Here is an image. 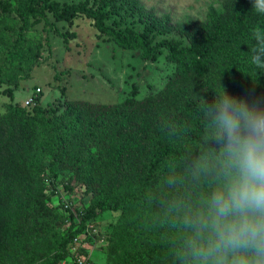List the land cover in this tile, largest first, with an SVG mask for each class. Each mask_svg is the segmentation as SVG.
Returning a JSON list of instances; mask_svg holds the SVG:
<instances>
[{"label":"trees","instance_id":"1","mask_svg":"<svg viewBox=\"0 0 264 264\" xmlns=\"http://www.w3.org/2000/svg\"><path fill=\"white\" fill-rule=\"evenodd\" d=\"M45 12L58 21L90 19L101 36L122 49L140 50L145 59L163 49L174 70L160 92L140 100L66 102L50 110L38 104V96L29 109L13 103L0 114V264H75L69 245L78 237V255L93 264L81 244H93L97 234L90 236L86 228L106 212H118L107 236L112 264H173L167 202L188 189H173L168 179L182 174L178 162L198 146L203 99L211 103L223 86L250 104L264 103V69L251 63V33L264 28V15L252 10L251 0H218L204 20L176 23L138 0L63 7L53 0H0V84L12 101L16 88L10 86L29 77L37 62L38 45L27 32ZM113 17L119 20L111 22ZM135 17L143 29L130 25ZM157 34H176L186 45L156 41ZM48 169L53 180L69 176L64 189L74 179L91 195L88 205L74 208L66 200L65 208L62 200L60 210L51 206L54 189L46 194L44 183ZM65 222V232H55Z\"/></svg>","mask_w":264,"mask_h":264},{"label":"clouds","instance_id":"2","mask_svg":"<svg viewBox=\"0 0 264 264\" xmlns=\"http://www.w3.org/2000/svg\"><path fill=\"white\" fill-rule=\"evenodd\" d=\"M264 15V0H251ZM251 63L264 69V28L251 33ZM215 93L200 105L195 152L168 184L187 192L167 202L173 264H264V103Z\"/></svg>","mask_w":264,"mask_h":264},{"label":"rangeland","instance_id":"3","mask_svg":"<svg viewBox=\"0 0 264 264\" xmlns=\"http://www.w3.org/2000/svg\"><path fill=\"white\" fill-rule=\"evenodd\" d=\"M53 1L63 7L84 0ZM138 1L158 16L169 15L174 23L187 19L202 21L210 5L218 6V0ZM92 4L93 0H89V5ZM118 20V17H113L110 21ZM130 25L140 30L144 28L138 17L131 20ZM26 36L37 42V62L29 77L18 78L17 85L10 86L16 88L12 95L13 101L3 94L6 85L0 84V114L6 113L13 103H19L25 108L24 102L32 95L35 96L37 89L40 90L36 95L40 96L38 104L50 110L60 109L66 102L114 105L128 98L140 100L160 92L174 70L163 49L145 59L140 50L122 49L110 37L101 36L92 21L83 16L67 22L58 21L51 13L45 12L43 17L33 19ZM166 38L186 45V41L176 34L155 35L156 41ZM68 178L58 177L53 180L51 170L46 171L45 192L49 195L54 189L48 203L60 210L62 200H70L74 208H85L91 195L85 194L74 179L68 183L70 190L64 189V182H69ZM117 216L118 212L100 214L93 223L92 231L97 234L93 244H81L92 253L93 264H112L106 249L107 236ZM67 222L56 228L55 232L62 235Z\"/></svg>","mask_w":264,"mask_h":264},{"label":"built area","instance_id":"4","mask_svg":"<svg viewBox=\"0 0 264 264\" xmlns=\"http://www.w3.org/2000/svg\"><path fill=\"white\" fill-rule=\"evenodd\" d=\"M40 92V90L39 89H37L36 90V95H37V93H39ZM36 95L35 96H31L28 100H26L25 102H24V106H25V108H31V107H33L34 106V102H35V98H36ZM64 203H65V208H68L69 206H68V204H67V202H66V200L64 201ZM71 211L74 213V209H71ZM75 222H78V221H76V218H75ZM94 229V227H93V225L91 224V225H88L87 226V228H86V232L90 235V236H92V234H91V232L92 233H95V231H92ZM81 239V237L79 238H74L73 239V241L71 242V244L69 245V251H70V254L72 255V256H74V258H73V262L75 263V264H90L89 263V260H88V257H83V256H81V255H78V250H79V240Z\"/></svg>","mask_w":264,"mask_h":264}]
</instances>
